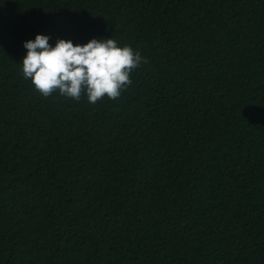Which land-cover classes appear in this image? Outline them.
I'll list each match as a JSON object with an SVG mask.
<instances>
[{"label": "trees", "instance_id": "trees-1", "mask_svg": "<svg viewBox=\"0 0 264 264\" xmlns=\"http://www.w3.org/2000/svg\"><path fill=\"white\" fill-rule=\"evenodd\" d=\"M37 34L148 62L45 98ZM0 264H264V0H0Z\"/></svg>", "mask_w": 264, "mask_h": 264}, {"label": "clouds", "instance_id": "clouds-1", "mask_svg": "<svg viewBox=\"0 0 264 264\" xmlns=\"http://www.w3.org/2000/svg\"><path fill=\"white\" fill-rule=\"evenodd\" d=\"M37 34L23 43L27 50L20 64L23 79L45 98L53 93L76 101L86 95L89 104L117 100L131 84L130 75L148 61L130 45L111 38H93L84 45Z\"/></svg>", "mask_w": 264, "mask_h": 264}]
</instances>
